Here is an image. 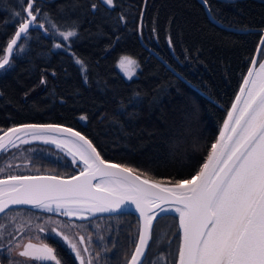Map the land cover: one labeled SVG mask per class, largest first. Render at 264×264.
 Returning a JSON list of instances; mask_svg holds the SVG:
<instances>
[{"label":"trees","instance_id":"1","mask_svg":"<svg viewBox=\"0 0 264 264\" xmlns=\"http://www.w3.org/2000/svg\"><path fill=\"white\" fill-rule=\"evenodd\" d=\"M204 1L225 27L264 30L262 1ZM25 4L0 0V54L22 22L14 13L23 14ZM38 9L47 24L51 20L58 31L74 28L77 35L65 50H54L52 34L38 30L20 42L23 51L0 72V131L24 124L61 125L84 135L104 160L162 183L195 175L261 34L219 28L198 0H114L112 7L102 0H44ZM121 56L139 65L135 78L126 80L118 72ZM263 56L264 46L259 60ZM65 161H55L50 173L75 174ZM117 217L123 221L112 233L116 245L105 264H125L135 244L136 218ZM161 219L174 221L177 231L174 217ZM58 256L62 264H75L66 252Z\"/></svg>","mask_w":264,"mask_h":264},{"label":"snow or ice","instance_id":"2","mask_svg":"<svg viewBox=\"0 0 264 264\" xmlns=\"http://www.w3.org/2000/svg\"><path fill=\"white\" fill-rule=\"evenodd\" d=\"M33 3L34 0H27L24 8L27 17L21 12L14 13L22 22L0 54V69L23 51L24 44L18 41H26L33 28H45L44 23H34L38 21L40 10L34 9ZM103 4L112 7L114 0H103ZM49 25L53 29L59 27L51 20ZM59 35L69 41L77 32L74 28L60 30ZM55 46L61 48L62 44L56 43ZM75 62L86 71L81 59L76 58ZM252 65L243 77L219 137L211 145L204 163L190 179L178 180L171 187L163 186L160 181L136 169L104 160L84 135L68 127L29 124L3 132L0 152L18 147L16 140L21 136L26 137L22 143H28L27 137H31L55 144L57 148L66 147L72 163L77 165L79 161L83 168L78 176L69 180L49 175L10 174L0 178V240L4 239L9 225H16L18 220L23 223L17 230L25 225L32 227L33 216L24 217L18 210L13 215L12 206L15 205H30L41 212H55L78 220H86L89 214L97 212L119 215L126 206L134 205L142 225L128 264L144 262L153 220L157 216L155 209L174 211L179 215L182 237L178 264H264V62L259 63L258 70L255 59ZM118 67L131 79L139 65L133 58L121 56ZM6 167L10 168L12 164ZM4 172L5 168H0V175ZM162 204L170 207L162 208ZM48 222L54 226L46 229L44 224H37L36 231L54 233L63 240L75 259L84 264L73 238L55 221ZM63 227L70 230L80 226L65 224ZM34 239L40 242H32ZM46 239L47 236L29 234L28 243L17 241L6 250L11 253L22 247L18 255L27 260L62 264L55 248L45 242ZM14 240L16 237L12 236L8 244L13 245ZM80 243H85L84 236H80ZM87 243L91 246L92 241ZM4 250L0 247V251ZM84 251L87 253L88 248ZM10 264L20 262L11 261ZM88 264L92 261L89 260Z\"/></svg>","mask_w":264,"mask_h":264},{"label":"flooded vegetation","instance_id":"3","mask_svg":"<svg viewBox=\"0 0 264 264\" xmlns=\"http://www.w3.org/2000/svg\"><path fill=\"white\" fill-rule=\"evenodd\" d=\"M27 148L29 150H35V151L36 150L44 151L45 149L42 146H35V145L18 148L16 150H13L12 152L1 155L0 162L5 159L4 158L5 156H10L11 154H14V153L23 152L27 150ZM48 154H52L51 156L54 157V152L53 153L49 152ZM51 159L52 158H50L49 160ZM29 166L33 167L34 169L35 167H37L36 165L30 162H29ZM36 174L38 173L29 172L27 174L25 173L21 175H36ZM4 177H7V176H1L0 178H4ZM17 210L24 217L33 216L32 227L29 228L27 225H25L23 228H20L19 230H17V228H19V225L23 223V220H18L16 225H9V227L5 230L4 239L0 240V247L5 249L4 251H0V264H7L8 262V256L6 252V249L9 247L8 240L12 239V236H15L16 240L13 241V243L15 244L17 241H20L23 238H27L26 235H28V233H30L32 236H39V237L47 236V239L45 240V242H47L50 246H53L55 248L57 255L60 254L61 252H66L73 259L75 264H80V262L75 259V255L71 252V250L63 242V240H61L59 237H56L54 233L49 235L46 232L36 231L35 226L37 224H41L43 222L46 223V221H55V220L57 221V224L60 225L61 229L67 232V234L70 235L73 238V240L77 243V246L81 251L84 264H88L89 260L92 261V264H101L102 257L100 255L102 254L101 252V246L103 244L102 238L100 237L99 239L100 242H95L96 244H91V247H90L91 254L89 252L85 253L84 251V249L87 247L86 238H85L84 244L80 243V236H82L81 232H83L84 234L87 233L90 236L93 234L95 235V232H93L92 225L95 224V221L99 220V218L86 221V222H77V221L68 220V219H65L59 216H51L48 214L32 211L29 209H22V208L13 209V215L16 214ZM35 217H42L43 219L37 220L35 219ZM102 218H108V217H102ZM161 222H163V224H160ZM174 223H175L174 221L166 220V219L163 221L162 219H160L155 223L153 230H152V234H151V240H150L143 264H153V261H155L156 264H176L178 247H179V235L174 227ZM65 224L78 225L80 227H73L69 230L68 228L63 227ZM115 226L110 227V234L109 236H107V240L105 241V253L104 254L106 253L109 254L110 250L116 245V239H115L116 237L112 236V233L115 230ZM50 228L51 227H49L48 229ZM162 233H163L162 241L159 244L158 238ZM35 240L37 239H34L32 242L34 243L40 242L39 240L37 241ZM94 240H97V239L94 238ZM23 241H25L24 244L29 242L28 238L24 239ZM160 254H162V256ZM16 259L20 261V264H40V262L30 261V260H27V258L24 259V257L23 258L16 257Z\"/></svg>","mask_w":264,"mask_h":264},{"label":"rangeland","instance_id":"4","mask_svg":"<svg viewBox=\"0 0 264 264\" xmlns=\"http://www.w3.org/2000/svg\"><path fill=\"white\" fill-rule=\"evenodd\" d=\"M41 1H43V0H34L33 8L34 9L38 8L39 2H41ZM26 7H27V0H26V4L23 7V16H25L24 15V8H26ZM38 20L39 21H37V22L44 23L45 24V30H46L47 34L48 35L50 33L52 34V38L54 40V50H65V49H67L69 47L70 40L73 37L69 38V41H64L63 40V37L59 35V31L56 30V29H53L49 25V23L47 24L46 21L44 20L43 16H41L40 14H39ZM46 25L48 26L47 29L49 30V32L46 29ZM56 43H61L62 44V47L61 48H57L55 46ZM116 68H117L118 72L122 75V77L124 79L130 80L120 70V68L118 67V63L116 65ZM138 70H139V68H137L136 73H135V75L132 78H135L137 76ZM35 146H38V145H35ZM42 147L45 148L44 151H37L36 150L37 151L36 152L35 150H29L27 148V150L24 149L25 150V151H23L24 153L23 152H18V153L11 154L10 156H5L4 157L5 159L0 162V168H5V172L2 175H0V177L1 176H8L10 174L11 175H15V174L16 175H18V174L21 175V174H25V173L27 174L29 172L30 173H33L34 172V173H38V174H51L50 171H52V170H50V169L55 166V165L53 166V164H55V161L56 162H59L58 164L61 165V163L66 160L74 168V166L72 165V163L66 157H64L61 153H59V152L55 151L54 149H52L50 147H47V146H42ZM10 152H12V151H10ZM49 152H52V153L54 152V157L51 156L52 154H48ZM7 153H9V152H7ZM50 158H52V159L49 160ZM63 159H65V160L63 161ZM29 162L30 163H33L37 167H35V169H34L33 167L29 166ZM9 163L12 164V167H10V168L6 167V165L9 164ZM51 175H53V174H51ZM122 221L123 220L120 219L117 216L108 217V218H99V220L95 221V224L92 225L93 232H95V235L93 234V235L90 236L86 232H85L86 234H84L83 232H81L82 236H84V238H86V242H88V240H91L92 241V244H96L95 242H100L99 239H100V237L102 238V243H103L102 246H101V252H102V254L100 255L102 257L101 264H105L104 257L107 255V253L104 254L105 253V241L107 240V236H109V234H110V227L111 226L114 227L117 224V222H122ZM55 222H56V225H58L56 220H55ZM41 224H44L46 229H48L49 227L54 226L50 222L49 223H44L43 222ZM160 224H163V222H161ZM165 224H166V222H165ZM123 225H124V223H123ZM58 226H60V225H58ZM128 226L131 227L130 224ZM137 230H138V226H137ZM29 234L30 233H28V235ZM28 235H26L27 238H28ZM96 235H97V237H96ZM162 235H163V233L158 238V243L159 244L162 241ZM27 238L21 239L20 242L22 244H24L25 241H23V240L24 239H27ZM94 238H96L97 240H94ZM37 240H35V241H37ZM135 241H136V239H135ZM14 245L15 244L13 243V245H9V247H13ZM87 247H88V252L91 254V251H90L91 250V248H90L91 246H89L88 243H87ZM22 250H23L22 247H20L18 249H14L11 253H9L6 250L7 256H8V262H7V264H10L11 261H18V262H20L19 260L16 259V257H18V258L20 257L18 255V252L19 251H22Z\"/></svg>","mask_w":264,"mask_h":264},{"label":"water","instance_id":"5","mask_svg":"<svg viewBox=\"0 0 264 264\" xmlns=\"http://www.w3.org/2000/svg\"><path fill=\"white\" fill-rule=\"evenodd\" d=\"M43 1H44V0H43ZM218 1H220V2H224V3H235V2H238V1H244V0H218ZM257 1H262V2H264V0H257ZM198 2L203 6L204 11H205L206 16H207V18L209 19V21L212 22V23H214L215 25H217L219 28H222V29L227 30V31H232V32H235V33H239V34H247V33H250V32H257V33H260V34H261V37H260V40H259V44H258V46H257V48H256V51H255V54H254V56H253V58H252V61H253V59L256 60V65H255V67H256V69L258 70L259 63L264 62V56L259 60V57H260V54H261L262 48H263V46H264V43H262V40H264V30H262V31L240 30V29H234V28H230V27H225V26H223L222 24H220L219 22H217L216 20L213 19V17L211 16L210 10H209V8H208V6H207V4H206V2H205L204 0H198ZM24 15H25V17H27V12H26V11H24ZM34 23H39V22L36 21V22H34ZM18 27H19V25L17 26V28H16V30H15L13 36L11 37V39L14 37L16 31L18 30ZM32 30H38V31H40L44 36H47V35H48L47 32H46V30H45V28H33ZM32 30H31V31H32ZM11 39H10V40H11ZM10 40L8 41V43L10 42ZM20 42H21V41H18V43H20ZM8 43H7V44H8ZM6 47H7V45H6ZM6 47H5V49H6ZM5 49H4V50H5ZM11 59H12V58H10V61H11ZM252 61H251V63H250V65H249V67H248V69H247V71H246V73H245L244 76L247 75L249 68L253 66V65H252ZM7 67H8V65L5 66V68H7ZM5 68H4V69H5ZM4 69H0V72H1L2 70H4ZM242 82H243V79H242V81H241V83H240V85H239V87H238V90H237L235 96L238 94ZM235 96H234V98H233V100H232V102H231V104H230L228 110L231 109V105H232V103H233V101H234V99H235ZM228 110H227V112H228ZM227 112H226V115H225V117H224V120H225L226 117H227ZM224 120L222 121V124H221V126H220V129H219V131H218V134H217V136H216V140H217V138L219 137V134H220L221 128L223 127V122H224ZM24 125H29V124H24ZM24 125H19V126L11 127V128H9V129H12V128H19V127H22V126H24ZM35 125H48V124H35ZM51 125H56V124H51ZM56 126H61V125H56ZM61 127H64V126H61ZM68 128H69V127H68ZM9 129H6V130H4V131H1V132H0V135H2L3 132L8 131ZM71 129H72V128H71ZM73 130H74V129H73ZM74 131H76V130H74ZM80 134H81V133H80ZM25 138H26V137L21 136L20 139H17V140H16V144L18 145V147H12V148L10 149V151H13V150L18 149V148H21V147L32 146V145L47 146V147H50V148L54 149L55 151L61 153L64 157H66V158L72 163V158H71V156L67 155V148H66V147H65V148H57L55 144H50V143H49V144H46V143H44L42 140L32 139L31 137H27V139L29 140L28 143H22L21 140H23V139H25ZM216 140H215V141H216ZM10 151L0 152V156L3 155V154H6L7 152H10ZM72 165L74 166V169H75V172H76L75 174H73V175H71V176H68V177H60V176H56V177H58V178H60V179H64V180H69V179H71L72 176H78L80 170L83 168V164H81L79 161H77V165H78V166H77V165H74L73 163H72ZM37 175H49V176H55V175H51V174H37ZM4 178H6V177H4ZM93 183H95V181H94ZM161 184H162L163 186H167V187H171V186L173 185V184L162 183V182H161ZM161 207H162V208H169L170 205H168V204H162ZM19 208H22V209H29V210H32V211H36V212H40V213H44V214H48V215H51V216H59V217H62V218L68 219V220H72V221H77V222H86V221H90V220H93V219H96V218H101V217H113V216H118L116 213H100V212H97V213H95L94 215L89 214V218L86 219V220H78V219H76L75 217L68 218V217H66V216L59 215V214H57V213H55V212H52V213L41 212V211L38 210V209H34V208H32L30 205H15V206H12V209H19ZM155 211H156V213H157V216H156V218L153 220V226H152V229H151V234H152V230H153V227H154L155 223H156L159 219H161V218H163V217H174L175 220H176V224H177V229H178V233H179V244H180V243H181V237H182V231H181L180 228H179V215H178V213H176V212H174V211L161 212L160 209H155ZM119 215H132V216H134V217L136 218V220H137V222H138V230H137V237H136V241H135V243L138 242V239H139V229H140V227H141V225H142V221L140 220L139 213L136 212V210H135V206H134V205H128V206H126L125 211H124L123 213L119 214ZM150 240H151V239H150ZM149 243H150V241H149ZM148 246H149V245H148ZM134 248H135V244H134V246H133V249H132V251H131V254L134 252ZM178 248H179V247H178ZM147 250H148V249H147ZM146 253H147V251H146ZM146 253H145V256H146ZM131 254H130V256L128 257V259H127V261H126L125 264H128V261L130 260ZM176 264H178V253H177Z\"/></svg>","mask_w":264,"mask_h":264}]
</instances>
